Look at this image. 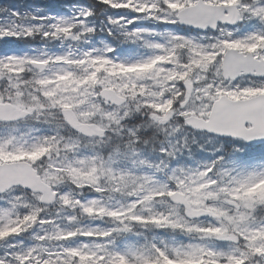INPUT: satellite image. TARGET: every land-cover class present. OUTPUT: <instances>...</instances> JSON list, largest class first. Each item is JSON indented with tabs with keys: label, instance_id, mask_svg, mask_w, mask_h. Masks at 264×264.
<instances>
[{
	"label": "snow or ice",
	"instance_id": "obj_1",
	"mask_svg": "<svg viewBox=\"0 0 264 264\" xmlns=\"http://www.w3.org/2000/svg\"><path fill=\"white\" fill-rule=\"evenodd\" d=\"M70 12L0 5V264H264V0Z\"/></svg>",
	"mask_w": 264,
	"mask_h": 264
},
{
	"label": "rangeland",
	"instance_id": "obj_2",
	"mask_svg": "<svg viewBox=\"0 0 264 264\" xmlns=\"http://www.w3.org/2000/svg\"><path fill=\"white\" fill-rule=\"evenodd\" d=\"M20 4L16 3L14 5L13 0H8L7 4H10V8L16 9L20 11L22 14L23 13H28L32 15H69L71 14L70 10L72 9V6L75 3H72L71 5H68L66 1L62 2H50V1H45V0H20ZM42 42L39 40H36L34 42H13L14 47L18 49H22L27 51L29 48H36L39 47ZM2 46V45H1ZM2 50V48H0ZM198 143H203V141H198ZM158 147V142L157 144H152L150 142L149 145L144 146L142 150V158L148 160L150 163H157L159 161V154L156 151V148ZM206 148H212L214 145L211 144H206ZM194 156L196 159H199L202 156H207V152H200L197 149L196 144L191 145V153H183L182 155H179L177 157L178 160L188 162L189 161V156ZM175 163V162H173Z\"/></svg>",
	"mask_w": 264,
	"mask_h": 264
},
{
	"label": "trees",
	"instance_id": "obj_3",
	"mask_svg": "<svg viewBox=\"0 0 264 264\" xmlns=\"http://www.w3.org/2000/svg\"><path fill=\"white\" fill-rule=\"evenodd\" d=\"M7 1L8 0H0V5H8L10 7V4H7ZM45 1H50V2H62V1H66V3L68 5H71L72 3H78V0H45ZM14 2V5H16V3H19L20 4V0H13ZM97 23H99V19L97 20ZM5 44V41H0V46L1 45H4Z\"/></svg>",
	"mask_w": 264,
	"mask_h": 264
}]
</instances>
